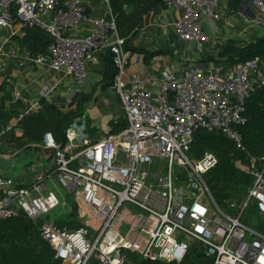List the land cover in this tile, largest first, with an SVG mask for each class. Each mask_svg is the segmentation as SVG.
Segmentation results:
<instances>
[{
    "label": "built area",
    "instance_id": "obj_1",
    "mask_svg": "<svg viewBox=\"0 0 264 264\" xmlns=\"http://www.w3.org/2000/svg\"><path fill=\"white\" fill-rule=\"evenodd\" d=\"M251 1L256 15L264 13V0ZM165 3L181 9L174 22L180 40L210 39L199 17L216 16L219 0ZM253 20L260 21L256 16ZM15 24L35 25L50 34L47 51H4L1 42L0 54L19 65L47 63L68 76L64 104L77 96L74 85L87 76V62L109 49L117 68L113 87L127 124L116 133L95 137L74 121L66 128L63 144L45 132L38 145L50 152V166L24 184L0 175V217L23 209L56 250L58 264H132L126 250L152 263L181 264L190 248L209 264H264V231L241 217L252 202L264 220V155L233 160L250 174V182L242 204L234 199L225 207L216 202L204 178L216 155L207 150L194 157L187 152L198 127L220 131L241 145L238 125L245 120V98L256 84H264V58L256 55L235 64L221 58L210 69L184 63L155 75L156 86L150 87L149 74L126 72L138 52L124 47L109 0H0V29L14 34ZM55 88L48 87L45 95ZM39 107L32 99L14 118L18 123ZM11 127L14 124L0 121V134ZM51 174L79 197L80 225L37 221L58 203L55 192L43 184ZM129 205L141 211L131 226L126 225ZM235 207L238 211L232 213Z\"/></svg>",
    "mask_w": 264,
    "mask_h": 264
},
{
    "label": "trees",
    "instance_id": "obj_2",
    "mask_svg": "<svg viewBox=\"0 0 264 264\" xmlns=\"http://www.w3.org/2000/svg\"><path fill=\"white\" fill-rule=\"evenodd\" d=\"M241 0H228L230 9H235ZM114 15L116 31L123 38L125 48L133 49L142 54L145 61L153 56L165 52L163 48L153 50L132 44L134 34L150 22L165 0H109ZM13 17L16 12L12 9ZM15 37L30 51L46 52L51 36L35 25H25L20 28ZM106 65L102 77V86H111L117 71L112 52L105 49ZM264 58V35L257 36L245 43H236L229 38L218 50V58H226L235 64L254 56ZM211 58V57H209ZM91 98V93L77 94L72 100L63 103L46 101L39 98L40 107L33 113H28L18 120L19 130L11 127L0 134V142L15 143L18 147L27 143H40L45 132H50L55 141L63 144L67 137L66 128L84 114L85 102ZM9 96L0 89V121H8L10 115L6 110ZM245 120L238 125L241 135V145L220 131L198 127L193 132L192 140L187 152L194 157L204 151H212L216 163L205 172V181L211 188L214 199L225 207L231 205L234 199L246 193L250 182V174L234 163L235 158L248 161L249 156L264 155V84H256L245 98ZM124 113L111 120L108 133H116L126 126ZM89 130H93L89 127ZM254 204L251 203L248 213H252ZM247 219V216H245ZM58 226L76 227L80 221L69 217L55 220ZM257 228L264 231V221L256 220ZM125 255L132 264H176L174 261L159 260L154 263L139 257L136 253L126 250ZM60 261L57 252L44 239L35 221L23 209L0 217V264H58ZM208 258L194 255L190 248L181 264H209Z\"/></svg>",
    "mask_w": 264,
    "mask_h": 264
},
{
    "label": "crops",
    "instance_id": "obj_3",
    "mask_svg": "<svg viewBox=\"0 0 264 264\" xmlns=\"http://www.w3.org/2000/svg\"><path fill=\"white\" fill-rule=\"evenodd\" d=\"M216 16L200 15V21L204 32L210 35L207 41L191 40L188 43L180 40L176 34L174 22L180 15L181 9L165 4L160 6L149 23L142 26L132 39V44L149 50L163 48L161 52L148 61H145L138 51L136 58L126 66L129 76L133 73H147L150 78L148 85L156 86L154 79L166 69L181 67L184 63L197 64L203 68L210 69L215 62L221 60L217 57L218 50L229 38L235 39L236 43H245L257 36L264 35V13L256 15V6L251 0L240 1L235 9H230L228 0H219L216 7ZM258 17L260 21L253 20ZM20 25L15 24V33L10 34L9 28L0 29V43L2 49H16L22 51L24 46L15 37L20 31ZM7 37V40L5 38ZM5 40V41H4ZM211 57V58H209ZM152 59L156 65L152 66ZM228 63L227 61H223ZM106 65V52L99 51L87 62V76L74 87L77 94L91 93L90 109L84 106V114L75 123L84 126L86 131L93 136H102L108 133L111 120L124 113L118 94L113 85L102 86V77ZM90 75V77H88ZM156 75V76H155ZM71 79L63 76L60 72L51 69L47 63L17 64L16 60L0 54V89L9 96V100L16 94L18 100L9 102L6 107L10 118L8 122L14 124L19 130L15 115L18 111L30 103L32 99L39 101L44 97L46 101L65 103L68 94L67 86ZM55 85L56 88L51 95H45L48 87ZM105 100L100 113L95 102L99 96ZM112 114H108V111ZM84 123V124H83ZM101 125V127L99 126ZM91 127L93 130H89ZM28 155L37 158L42 168L51 164L50 152L43 149L38 143H27L18 147L15 143L0 142V175L13 176L19 184L27 183L42 174V170L33 167V161H23ZM45 159V161H44ZM40 174V175H41Z\"/></svg>",
    "mask_w": 264,
    "mask_h": 264
},
{
    "label": "rangeland",
    "instance_id": "obj_4",
    "mask_svg": "<svg viewBox=\"0 0 264 264\" xmlns=\"http://www.w3.org/2000/svg\"><path fill=\"white\" fill-rule=\"evenodd\" d=\"M88 77H90V75H88ZM104 99L102 98V96L100 95L97 98V101L95 102V104L97 105V108L99 109L100 113L104 112L101 110L103 107L102 104H104ZM91 106V101H88L86 103V107L88 109H90ZM108 111V110H106ZM108 114H112V112L108 111ZM99 126L101 127V125L99 124ZM33 161V167L38 169V170H42V166L39 163V160L37 161V158L31 155H28L27 157H24L23 161ZM45 161V159H44ZM46 162V161H45ZM43 184L45 187V190L47 189H51L55 192L57 199H58V203L49 208L48 211L41 213L40 215H38L37 217V221H47V220H57L60 218H64L67 219L69 217H74V219H77L81 222H83V218H80L78 215V211L80 209V205H81V201L79 200V197L74 194V193H70L67 188L64 186V184L58 180V178L51 174L49 176H46L43 179ZM246 195L243 194L241 195L239 198H237V205L240 206L242 204V202L245 200ZM252 202L248 203V206L244 209V211L241 213V217L249 224L258 227L257 226V222L256 220H263L257 213L256 211H253L252 213H248V208L250 207V204ZM239 207H235L234 209H230V211L232 213H236L238 211ZM255 210V209H254ZM141 211L139 209H137L136 207L129 205L127 210H126V225L127 226H131L132 225V221L136 220L137 218L140 217ZM245 216H247V219H245ZM264 221V220H263Z\"/></svg>",
    "mask_w": 264,
    "mask_h": 264
},
{
    "label": "water",
    "instance_id": "obj_5",
    "mask_svg": "<svg viewBox=\"0 0 264 264\" xmlns=\"http://www.w3.org/2000/svg\"><path fill=\"white\" fill-rule=\"evenodd\" d=\"M242 1H244V0H242Z\"/></svg>",
    "mask_w": 264,
    "mask_h": 264
}]
</instances>
